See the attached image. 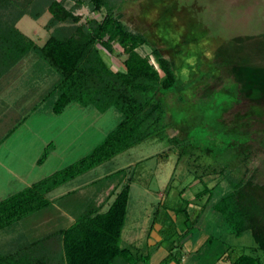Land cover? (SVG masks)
Listing matches in <instances>:
<instances>
[{
    "label": "rangeland",
    "instance_id": "rangeland-1",
    "mask_svg": "<svg viewBox=\"0 0 264 264\" xmlns=\"http://www.w3.org/2000/svg\"><path fill=\"white\" fill-rule=\"evenodd\" d=\"M72 3L63 0L66 7ZM111 3L120 5L115 15L127 28L147 37V43L136 49L138 53L149 54L156 47L173 67L175 83L161 93L166 108L165 134L187 137L184 154L177 158L174 147L166 159L159 160L153 155L165 150L167 143L164 139H146L67 180L45 194L50 201L45 207L0 228V252L16 241L33 240L64 226L67 221L64 214L77 216L95 201L98 190L112 181H124L120 178L122 173L113 179L102 178L123 169L124 178L131 179L119 246L152 254L153 261L172 240L178 247L183 243L182 249H177V255L183 256V264H229L227 253L230 257L248 254L256 257L258 264H264V252L255 248L249 231L237 237L221 232L217 222H212L207 214L203 216V212L195 221L192 219L201 203L195 194L203 183L208 187L215 183L222 188L226 186L223 176L217 173L193 180L194 175L201 173L202 165H226L237 177L253 171L256 180L264 184V0H111ZM74 13L81 16L80 21L99 18L98 13L90 12L83 4ZM48 17L46 11L36 19L23 15L15 26L41 44L48 34L44 28ZM113 48L112 54L101 49L102 57L110 69H121L124 55L115 44ZM27 59L37 64L29 66L22 75L28 82L34 78L28 83L30 88L24 98L27 103L18 100V90L15 93L17 112L20 109L27 112L29 103L42 97L57 77L34 54L29 53L24 58ZM26 64L27 61L23 62ZM24 80L16 78V87H24ZM33 83L39 84L35 87ZM119 117L112 107L100 112L70 103L59 114H53L45 103L38 104L28 117L31 126L22 127L21 133L25 132L28 141L32 140L31 134L46 138L52 145L49 153L56 147L40 167L36 163L28 167L32 169L31 176L38 175L40 179L84 156ZM33 140L21 150L25 159L31 155L35 141H39L37 137ZM195 155H199L196 160ZM117 185L110 199L120 186ZM181 188L184 189L179 194ZM186 200L190 204L186 207L188 219L184 220L183 214L175 209L184 207ZM155 224L161 228L158 235L164 238L160 242L163 247L157 251L151 244L152 233H157ZM207 234L214 238L204 244ZM197 245L195 251L193 247Z\"/></svg>",
    "mask_w": 264,
    "mask_h": 264
},
{
    "label": "trees",
    "instance_id": "trees-1",
    "mask_svg": "<svg viewBox=\"0 0 264 264\" xmlns=\"http://www.w3.org/2000/svg\"><path fill=\"white\" fill-rule=\"evenodd\" d=\"M72 2L71 7H66L63 0H0V76L32 53L57 75L40 99L53 114H59L70 103H77L100 112L112 107L120 117L84 156L1 198L0 228L45 207L50 202L45 194L60 184L146 139H164L167 143L165 150L153 155L159 160L166 159L174 147L180 158L188 144L186 136L165 134L166 108L161 93L175 83L169 59L156 47L149 54L138 53L136 49L147 43V37L130 30L116 17L115 11L120 5L111 0ZM81 4L90 12L98 13L99 18L87 17L80 21L81 16L74 9ZM45 11L49 14L44 24L48 34L41 44H36L15 23L23 15L36 19ZM114 44L124 55L122 68L116 70L110 69L101 52L104 49L112 54ZM18 123L20 120L6 135ZM51 146L48 142L43 147L36 164L42 163ZM198 158L195 155V160ZM226 168L219 164L202 165L201 173L193 176L194 180L217 173L223 176L226 186L222 188L215 183L208 187L203 183L195 194L201 203L192 219L195 221L203 212V216L207 214L212 222H217L221 232L237 237L249 231L255 248L264 252V184L256 180L253 171L237 177L231 168ZM120 174L125 180L113 185L120 186L104 211L89 203L66 227L33 240L14 242L8 250L0 252V264H148L149 254L118 244L131 177L124 178L123 169L102 177L113 179ZM189 201L175 209L183 214L184 220L188 219ZM213 238L207 234L204 244L211 243ZM176 246L172 240L167 243V253L160 264H179ZM225 257L230 264L259 262L244 253L232 257L227 253Z\"/></svg>",
    "mask_w": 264,
    "mask_h": 264
},
{
    "label": "crops",
    "instance_id": "crops-1",
    "mask_svg": "<svg viewBox=\"0 0 264 264\" xmlns=\"http://www.w3.org/2000/svg\"><path fill=\"white\" fill-rule=\"evenodd\" d=\"M27 56V55H26ZM25 56V57H26ZM21 58L19 61H17L9 70H7L5 73H3L0 76V199L17 191L18 189L22 188L23 186L29 185L30 183L34 182L35 180H38L39 176L32 174V169L28 168L32 164H35V160L40 153L41 149L47 144L46 138L42 137L41 135L36 134H28L32 138V140H26V134L21 133L22 127H30L31 124L29 123L28 117L33 113L34 108L40 104V98L35 99V102L29 103V110L26 112H21L22 109L19 110V112L16 111V99H15V93L18 90L19 98L18 100H23L28 95V89L30 86H28V83L30 84L32 79L28 82L27 80H24L25 77H22V75L28 71L29 66L33 67L37 64V61H34L33 59H27L24 60V58ZM27 64L24 66L23 62H26ZM32 70V69H30ZM16 78L24 80V87L19 86L16 87ZM36 81V80H35ZM20 83V82H19ZM34 84V83H33ZM37 85L39 83H36ZM35 85V84H34ZM33 85V86H34ZM35 85V87H37ZM31 88V90H34V88ZM28 99V98H27ZM29 101V100H27ZM26 102V100L24 101ZM27 103V102H26ZM21 107V106H20ZM24 108V105L22 106ZM21 107V108H22ZM20 120V123L17 124L13 130L6 135V133L16 125L17 121ZM29 124V125H26ZM30 131V129L28 130ZM31 133H33L31 131ZM39 139V141H35V144H33L34 149L31 150V155L27 159H25L24 154L21 151L26 147V145H29L34 143V138ZM55 145L53 150L47 155L45 160L48 158V156L52 155L55 151ZM44 162V161H43ZM42 162V163H43ZM27 164V167L22 168V164ZM41 164L36 165L40 167ZM113 182V181H112ZM109 183L105 186V188L98 190L95 201L93 204L95 206L99 207L100 211H104L110 201L112 199L111 195L112 193V187L115 185V183ZM67 221L64 224V226L60 227H66L68 224H70L76 216L74 215H68L64 214ZM156 226V224H155ZM59 229V228H57ZM155 231L157 233H152L153 240L151 244H153L155 247V251L159 250L160 247H163L160 245L161 237L158 235L159 232V226L155 227ZM186 245H189V243L186 241ZM183 246V243H181ZM175 247L176 254L177 249L181 250L182 246ZM198 245L194 246L193 249L196 251L198 250ZM163 252L159 253V255H155L156 258L151 261L152 254H149V264H160V260L166 255L167 250L165 247H163ZM151 255V256H150ZM180 256V262L179 264H183V256L182 254H179ZM229 262V261H228ZM137 264H143V263H137ZM168 264H172V262H169ZM192 264V263H191ZM230 264V263H229Z\"/></svg>",
    "mask_w": 264,
    "mask_h": 264
}]
</instances>
